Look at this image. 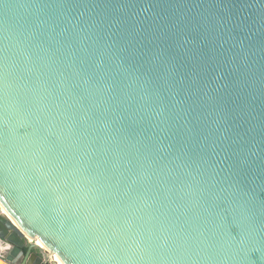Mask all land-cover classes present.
<instances>
[{
	"label": "water",
	"instance_id": "1",
	"mask_svg": "<svg viewBox=\"0 0 264 264\" xmlns=\"http://www.w3.org/2000/svg\"><path fill=\"white\" fill-rule=\"evenodd\" d=\"M0 204L5 264H264V0H0Z\"/></svg>",
	"mask_w": 264,
	"mask_h": 264
},
{
	"label": "built area",
	"instance_id": "2",
	"mask_svg": "<svg viewBox=\"0 0 264 264\" xmlns=\"http://www.w3.org/2000/svg\"><path fill=\"white\" fill-rule=\"evenodd\" d=\"M0 216L10 219V217L8 216L7 212L5 211V209L3 208L1 204H0ZM25 239L28 241H31L28 239L27 236H25ZM12 249H13V244L9 242L8 240L0 237V260H4ZM49 263L50 264H61L56 258L51 259Z\"/></svg>",
	"mask_w": 264,
	"mask_h": 264
},
{
	"label": "crops",
	"instance_id": "3",
	"mask_svg": "<svg viewBox=\"0 0 264 264\" xmlns=\"http://www.w3.org/2000/svg\"><path fill=\"white\" fill-rule=\"evenodd\" d=\"M38 254V251H35ZM0 264H5L3 260H0Z\"/></svg>",
	"mask_w": 264,
	"mask_h": 264
},
{
	"label": "bare ground",
	"instance_id": "4",
	"mask_svg": "<svg viewBox=\"0 0 264 264\" xmlns=\"http://www.w3.org/2000/svg\"><path fill=\"white\" fill-rule=\"evenodd\" d=\"M29 240L33 241V238L30 236H27ZM57 259V258H56ZM58 260V259H57ZM59 261V260H58Z\"/></svg>",
	"mask_w": 264,
	"mask_h": 264
}]
</instances>
